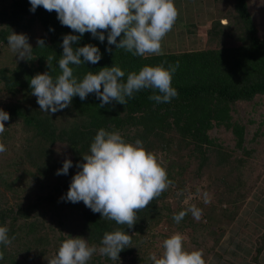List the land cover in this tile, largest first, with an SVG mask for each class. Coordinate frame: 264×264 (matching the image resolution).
I'll list each match as a JSON object with an SVG mask.
<instances>
[{
  "label": "trees",
  "instance_id": "trees-1",
  "mask_svg": "<svg viewBox=\"0 0 264 264\" xmlns=\"http://www.w3.org/2000/svg\"><path fill=\"white\" fill-rule=\"evenodd\" d=\"M214 4L216 18L206 28L201 50L134 56L108 45L107 32L103 33V43L85 33L73 45L91 44L101 53L95 65H70L78 80L88 71L95 74L103 67L119 66L125 73L122 82H126L128 73L138 72L143 66L163 63L167 68L179 62L172 78L178 96L171 102L158 104L149 99L153 90L144 89L126 98L124 105L113 101L101 108V101L92 93L84 101L74 96L69 107L53 114L40 111L30 79L45 72L53 79L60 75L62 37L79 33L62 26L54 11L37 7L30 12L28 0H0V109L10 117L0 135L6 147L0 153V226L9 229L12 240L8 246L0 245V264H48L68 238L65 234L83 237L89 246L99 249L104 233L116 229L132 236V243L119 253V260L97 251L87 264H153L150 255L155 248H162L164 239L175 232L188 234V230L193 244L197 245L199 238L208 241L214 237L212 243L217 246L251 189L248 163L254 150H247V125L238 117L237 104H250L264 96V36L250 0H214ZM38 29L42 32L39 36ZM10 31L37 38L30 43V56L23 60L18 55L1 58L6 47L10 48ZM38 39L44 40V47L38 46ZM101 128L119 131L129 143L142 141L172 182L137 213V222L130 229L93 213L82 201L73 204L61 200L80 170L76 165L84 162L82 156L90 154V144ZM220 132L232 137V148L217 137ZM257 132L252 141L262 136L260 130ZM56 145L64 146L65 156L58 153ZM65 158L73 167L67 175H56ZM187 172L200 183L206 182V192L215 194L214 203H206L194 189L187 188ZM192 193L196 199L185 203ZM169 198L174 201L167 203ZM191 205L202 210L201 218L196 220L188 212L179 224L175 223L173 215ZM159 225H164L165 232L158 230ZM187 244L184 241L189 250Z\"/></svg>",
  "mask_w": 264,
  "mask_h": 264
},
{
  "label": "clouds",
  "instance_id": "clouds-1",
  "mask_svg": "<svg viewBox=\"0 0 264 264\" xmlns=\"http://www.w3.org/2000/svg\"><path fill=\"white\" fill-rule=\"evenodd\" d=\"M28 2L30 12L34 13L37 7L50 13L54 11L62 26L79 33V36L69 34L62 37L63 51L58 61L60 75L53 79L49 72H45L30 79L32 95L36 97L40 111L54 114L69 107L74 96L84 101L92 93L101 101V108L113 101L124 105L126 98H132L134 93L144 89L153 90L154 94L149 99L158 104L169 103L178 96L177 90L172 87V78L179 62L167 68L163 63L143 66L138 72L128 73L126 82H122L125 73L119 66L103 67L95 74L88 71L82 80L74 76L70 67L80 66L84 62L95 65L101 59L96 46L85 44L83 47H73L85 33H90L103 43V33L107 32L108 45H115L116 49H124L134 56L162 55V41L179 15L174 0ZM118 37H121L119 43ZM37 44L44 47V40L38 39ZM7 45L20 60L30 56L33 50L25 34L12 31L7 37ZM105 51L111 52V49L106 48ZM51 59L53 57H49ZM156 91L159 94H155ZM9 119V114L0 109V135L4 133L5 122ZM5 151V145L0 142V153ZM89 151L90 154L82 156L84 162L76 165L80 170L72 177L68 191L61 200L73 204L82 201L93 213H100L102 218L115 221L118 225L132 228L137 222V213L147 208L172 184L157 156L147 151L139 139L134 143L126 142L119 131L99 129ZM71 167L72 161L65 158L56 175H67ZM204 195L207 203V193ZM188 212L196 220L201 218L202 210L191 205L186 211L174 214V222L179 224ZM8 232L6 226H0V245L12 243ZM65 236L68 238L60 244L48 264H87L97 251L111 260H119V253L132 243V236L120 229L105 232L99 249L95 245L89 246L83 237ZM185 239L180 232L164 239L162 253L159 256L155 253L150 255L153 264H206L202 250H186ZM2 259L3 253L0 252Z\"/></svg>",
  "mask_w": 264,
  "mask_h": 264
},
{
  "label": "crops",
  "instance_id": "crops-1",
  "mask_svg": "<svg viewBox=\"0 0 264 264\" xmlns=\"http://www.w3.org/2000/svg\"><path fill=\"white\" fill-rule=\"evenodd\" d=\"M174 3L179 15L165 37L167 44L172 38L174 49L170 52L201 50L194 49V46L186 48L184 42L186 38L194 37L196 31H200L198 27L207 28L216 18L214 0H174ZM191 8L195 10L192 12ZM185 29L188 30L183 32ZM177 37L182 39L176 42ZM195 41L197 40L192 39L190 42L195 44ZM180 42L185 47L178 44ZM261 172L251 184L238 214V227L225 231L216 250L206 258V264H264V169ZM236 221L237 219L234 224Z\"/></svg>",
  "mask_w": 264,
  "mask_h": 264
},
{
  "label": "rangeland",
  "instance_id": "rangeland-1",
  "mask_svg": "<svg viewBox=\"0 0 264 264\" xmlns=\"http://www.w3.org/2000/svg\"><path fill=\"white\" fill-rule=\"evenodd\" d=\"M250 8L251 10L254 12L255 17L257 19V27L259 29V32L264 36V0H250ZM192 12L195 10L194 8H191ZM216 12V9H215ZM217 14V13H216ZM184 18V17H183ZM194 18V17H193ZM193 18L191 20H193ZM180 23V20H179ZM182 23V21H181ZM221 23H226V20H223V22L221 21ZM201 28V29H200ZM198 27V29L200 31H196L197 33L195 34L194 37H188L185 40V46L186 48H192V46H194L195 48H204V34L206 31V28H202V27ZM189 29V28H188ZM187 29V30H188ZM197 29V30H198ZM186 29L183 30L187 31ZM42 32L38 29L36 31V35L39 36L41 35ZM28 37V43H34L36 41L37 38H31L30 35H26ZM185 37V36H184ZM201 37V38H200ZM178 39H176V42H179L182 37H177ZM180 39V40H179ZM192 39H195L197 41H195V44L191 43L190 41H192ZM184 40V39H183ZM168 40L163 39L162 41V52L164 53H168L170 51H172L174 49V45L172 43V38L170 40V42L167 44ZM183 45L181 42L178 43ZM168 45H170L168 47ZM183 45V46H184ZM184 46V47H185ZM175 52V51H173ZM3 53V54H2ZM1 53V58L3 59H7L11 56L15 57V53L10 49L7 48ZM237 110H238V117L243 121L244 124L247 125L246 128V147L247 150H254L252 156H250L249 158V168L251 169V183L253 184L254 179H256V177H259L258 175L261 174L262 170L264 169V125H262L264 123V96L258 97L255 99V101L253 103L250 104H237ZM248 120H252L253 123H248ZM261 131L260 133H262V136H259L258 138H255L254 141H252V138L254 137V133H258L257 131ZM220 138V140H223L225 144H230L231 148L233 146V142H232V137L229 134H226L224 132H220L218 134V136ZM55 149L58 151V153H60V155L65 156V148L63 145H56ZM185 178L187 180V188L188 189H194L198 195V197H200L201 199H203L205 201V193H207V200L208 203L212 202L214 203V201H216V197L215 194L212 190H208V192H206V182L200 183L199 181L196 180L195 176H193L191 174V172H187L185 174ZM206 187V188H205ZM213 187V186H212ZM197 196H195V194H190L187 198V201L185 203L190 202V200H194L196 199ZM174 200L172 198H169L167 200V203H172ZM243 206V205H242ZM242 208V207H241ZM238 217V216H237ZM236 224L233 223L232 227H230L229 229H236V227H238V218H236ZM158 230H160V232H165V227L164 225H159L158 226ZM188 234L184 233L186 239H185V243L187 244V247L189 249V251L191 250H202L203 251V256L206 257H210L213 252L216 250L217 246H214L212 241L214 240V237H210L208 239V241H204L203 239L199 238L197 239L198 244H193V242H191L190 240V235H191V231H187ZM208 250V251H207ZM157 252V256H159L162 253V248L160 249L159 247L156 249L153 253ZM204 258V260L206 261V259ZM207 258V259H208Z\"/></svg>",
  "mask_w": 264,
  "mask_h": 264
}]
</instances>
